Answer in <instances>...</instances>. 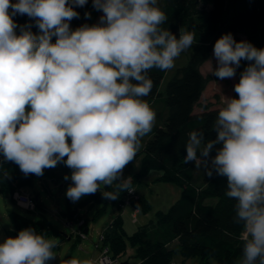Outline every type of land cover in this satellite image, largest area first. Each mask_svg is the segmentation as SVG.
Instances as JSON below:
<instances>
[{
	"label": "clouds",
	"instance_id": "obj_1",
	"mask_svg": "<svg viewBox=\"0 0 264 264\" xmlns=\"http://www.w3.org/2000/svg\"><path fill=\"white\" fill-rule=\"evenodd\" d=\"M92 3L103 13L98 22L72 29L75 7L87 0H0V154L25 176L65 164L72 170L66 196L73 202L98 191L106 200L134 191L123 171L156 122L144 99L154 86L148 73L172 69L195 41L193 30L181 29L177 38L162 27L168 16L159 0ZM16 15H27L39 31L18 25ZM213 55L210 71L221 80L235 77L242 60L249 63L234 85L238 98L224 96L215 139L190 131L183 162H194L208 177H226L225 195L236 202L234 222L243 228L235 264H264V48L226 33ZM58 244L24 228L0 243V264H49Z\"/></svg>",
	"mask_w": 264,
	"mask_h": 264
},
{
	"label": "trees",
	"instance_id": "obj_2",
	"mask_svg": "<svg viewBox=\"0 0 264 264\" xmlns=\"http://www.w3.org/2000/svg\"><path fill=\"white\" fill-rule=\"evenodd\" d=\"M12 2L15 3L16 0ZM228 3V17L220 35L215 37L208 29L196 28L202 25L196 19L200 17L199 14L210 20L221 19L226 15ZM159 6L168 16L162 27L168 28L179 38L180 30L186 29V23L195 18L193 31H199L203 42L192 45V61L176 69L175 74L165 83L164 93H160L162 75L157 68L149 71L154 86L149 96L144 99L155 110L156 122L152 132L142 138V146L136 154V157H140L138 172L132 171L133 160L124 169L123 176L132 177L131 186L134 188V185L151 171H160L161 175L157 180L175 182L181 188V194L166 212L156 213V224L166 232V240L154 241L144 227H138L133 233L127 234L122 227V219L116 217L103 232V240L98 241L96 247L99 251L106 248L108 255L118 261L126 249H134L133 257L138 259L140 264H172L176 254L184 259H199L203 264H235L242 256L243 228L241 224L234 222L236 202L225 195L226 177L213 173L212 177L203 175L200 182L194 183L195 164H185L183 161L190 131L202 130L207 139H215L216 134L212 131V126L221 108L203 107L199 111L195 110L206 86V81L196 64L207 60L211 47L226 33H231L237 42L246 40L257 48H264V0H166ZM75 11L79 13V17L70 21L72 29L85 23L95 24L98 15L102 13L93 8L92 0H87L83 7H75ZM86 12L91 14L90 18L85 17ZM13 19L18 25L32 24L31 30L34 33L39 31L34 20L27 15H16ZM248 63L246 60L241 61L236 70L234 85L238 83L240 73ZM234 85L232 97L238 98ZM215 155L216 151L213 149L210 156ZM0 157L3 159L0 161V188L9 191L11 196L16 186L28 185L35 174L25 176L17 164L6 161L2 154ZM67 169L65 164L58 163L54 168L45 169L43 176H52L55 170ZM101 191H115V187L103 186ZM125 193L126 191H123L118 199L110 200V204L117 207ZM31 197L35 201L34 197ZM73 203L67 198L66 220L78 224L79 228L75 232L79 234L84 231L86 222L77 214ZM88 203L102 205L98 213H103L108 204L100 191L88 195L79 205ZM132 206L138 212L140 208H144V213L151 209L140 195L132 201ZM11 220L14 229L8 231V237H14L20 230L28 227L43 235L50 234L53 230L45 215L31 220L12 214ZM80 221L83 222L79 225ZM81 229L83 231H80ZM172 239L177 240L175 246L167 243Z\"/></svg>",
	"mask_w": 264,
	"mask_h": 264
},
{
	"label": "rangeland",
	"instance_id": "obj_3",
	"mask_svg": "<svg viewBox=\"0 0 264 264\" xmlns=\"http://www.w3.org/2000/svg\"><path fill=\"white\" fill-rule=\"evenodd\" d=\"M166 0H159V4H164ZM229 6L227 5V12L225 17L218 19V20H210L209 18L205 17L203 14H199L198 21L201 22V26H196V28H202L203 30L208 29L215 37L220 35L223 31L224 23L228 17L229 12ZM103 15V13H100L97 17L96 23L99 20V17ZM195 18L193 20L188 21L186 24V29L193 30L195 29L196 23L194 22ZM195 32V31H194ZM199 32V31H198ZM195 32V41L194 44H199L203 42L202 38L200 37V33ZM55 41V38H53V42ZM193 44V45H194ZM213 49L214 46L211 47L210 55L207 58V60L197 63L196 67L199 70V72L203 75L206 86L204 89V92L201 96L200 101L198 102L195 110L199 111L203 107H209V108H215V107H222L223 106V99L224 96L232 97V89L233 85L235 83L236 75L233 78H226V79H219L218 77L211 74L210 67L212 65L213 68L216 67V60L213 55ZM191 48L187 49L186 51L182 52L180 56L175 60V66L167 71H161L160 69H156L161 75H162V83H161V90L160 93H164V86L165 83L175 74V71L177 68L186 65L192 61V52ZM140 168V157H136L132 163V171L133 173L138 172ZM72 170H68V173L66 175L69 176L68 180L62 179V181L56 185L57 188L53 191V197H50L47 201L42 200L43 206L46 207V211H42L39 208H36V212H26L16 209L18 212L23 213L24 215L28 217H32L34 219H37L38 216L36 214H44L51 222L52 224L59 229V231L64 235H71L72 230H77L78 224L76 222L72 223L71 227H67L65 223L66 220H62L59 213L56 212L57 209V200L61 198L62 195V204L64 203L66 191L70 185H72V181L70 179ZM161 173L160 171H151L147 176L140 179L138 183L134 185V188L138 195L145 201L146 204H149L152 207V211H148L147 213H144V208L139 209V214L137 216L138 220L142 218V216L149 217L151 213L154 210H157L159 208H165L167 206V202L173 198L175 191L179 189V186L175 182H163L158 181L157 179L160 177ZM204 175V171L202 168L194 169V177L193 182L198 183L201 181L202 176ZM69 183V184H68ZM65 188H61L60 186ZM16 189L22 188V187H15ZM37 193L40 194L41 199H45L46 194L36 188ZM88 195H85L81 197L78 201L74 202V207L77 208L78 214L80 215L81 219L84 220L89 228L88 232V238L92 240L94 243L99 241V236L101 232L106 230V227L109 224L110 219L112 216H114L116 213H124V209H118L115 206H111L110 203L107 205V212L106 213H98V209L102 208V205H99L97 203H91L86 205H79V203L84 200ZM63 207V205H62ZM14 208V206H13ZM127 209V208H126ZM142 209V210H141ZM127 216L124 218V216ZM123 220H124V228L127 231L128 234L132 233V229L135 227H140L139 221L138 224L134 226V223L131 221L132 219L128 217V215L122 214ZM106 225V226H105ZM129 227H132L130 229ZM137 230V229H136ZM86 238V235L85 237ZM83 239V238H82ZM134 255V249L128 248L122 255V259H120L119 263L125 262L126 259H132V256Z\"/></svg>",
	"mask_w": 264,
	"mask_h": 264
},
{
	"label": "crops",
	"instance_id": "obj_4",
	"mask_svg": "<svg viewBox=\"0 0 264 264\" xmlns=\"http://www.w3.org/2000/svg\"><path fill=\"white\" fill-rule=\"evenodd\" d=\"M150 133H148V134H150ZM68 170H70V168H68L65 171L64 170H55L52 176H43V175L42 176H36L35 175L31 178V181L29 182L28 185L22 186V189L25 192H27L29 195L34 197V199L36 201V208H39L42 211H46V207L43 206L42 200L47 201L50 197H53V191L55 190V188H57L56 185L59 184L62 181V179H64V176L68 173ZM14 185H15V183H14ZM38 186H39V190L43 191L46 194L45 199H41L40 194L37 193L38 190H36V188H38ZM65 186L62 187V185H61L60 190H61V188H65ZM101 190H103V186H101ZM180 194H181V188L179 187V189H177L175 191L173 198H171V200H169V202H167V206H165V208H159L157 210H154L149 217H147L146 215L142 216L140 221L137 218V216L139 214V212H137L136 220L135 221L131 220L134 223V226L136 224H138V221H139L140 227H144L148 230L151 239H153L154 241L155 240H160V241L166 240V235H164V234H166V232L164 233V231H163L164 229L157 226V224H156V213L159 211L166 212L177 201ZM62 195L63 194H61V198H59L57 200L56 212L59 213L62 220H66V217H68V215L65 213L67 211V209H66L67 208V204H66L67 196H65L64 203L62 204ZM107 203H110V200H107ZM88 204H91V203H88ZM62 205H63V207H62ZM72 205L74 206V203ZM13 206H14V208H13ZM36 208L33 211L34 213L37 210ZM106 208H107V206H106ZM116 208L118 210V207H116ZM126 208L124 209L125 210L124 213H125V215H128L129 218H131L133 206L126 207ZM16 209L27 212L26 209L22 208L21 206H18L17 204H15L12 201L11 196L9 194V191L2 190L0 188V243H2L4 241V239L6 237H8V231H12L14 229L13 223L11 220L12 214L20 215V216H23V217L31 219V220H37V219H39V217L41 215H44L41 213L36 214L38 216V218L34 219L32 217L30 218V217L24 215L21 212H18ZM150 211H152V207H151ZM76 212L78 214V210ZM106 212H107V210L105 209L104 213H106ZM124 213H119V214L116 213L114 216H112V218L109 221L108 226L116 217H120L122 219V227L124 228V220H123L124 215L122 216V214H124ZM98 214L99 213H97V215ZM125 217H127V216H124V218ZM51 224H52V222H51ZM65 225H66V223H65ZM52 227H53L52 232L50 234H46L45 236H46V238H49V239L50 238H56L59 241V244L55 249H53V251L56 254V259L50 261L49 264H64V261L70 260L72 258H77L80 260L91 259L95 262V264H97V260H98L99 255H100V251L96 247L98 242L94 243L92 240H90L88 238L87 234L89 232V228H88L87 224H86V227L84 228V230L86 231L85 233L82 229L80 230V231H83V233L86 235V238H83V239L78 237V234L75 232L78 230L79 227H77V230H72L70 236L62 234L59 231V229L56 228L53 224H52ZM107 227H106V229H107ZM129 228L132 229V227H129ZM136 229H138V228L135 227L134 229H132V233L134 231H136ZM124 230H125V228H124ZM103 232H101V234ZM125 232L127 233L126 230H125ZM167 236H168V234H167ZM167 243L170 246H175L177 244V240L172 239V240L168 241ZM122 258L123 257H121L120 259H122ZM125 263L126 264H140V261L132 256V259L131 260L129 258L126 259ZM172 264H203V263L199 259H196V258L195 259H184L179 254H176L174 259H173Z\"/></svg>",
	"mask_w": 264,
	"mask_h": 264
},
{
	"label": "built area",
	"instance_id": "obj_5",
	"mask_svg": "<svg viewBox=\"0 0 264 264\" xmlns=\"http://www.w3.org/2000/svg\"><path fill=\"white\" fill-rule=\"evenodd\" d=\"M2 160H3L2 157H0V161H2ZM133 189H134V191H131V192L126 191V193L123 197V200L117 206L118 209H124L126 207H131L132 201L136 200L138 198V194H137L135 188H133ZM11 199L15 204H17L18 206H21L22 208H24L28 211H33L35 208V201L31 197V195H29L27 192H25L21 188L15 189L13 191V193L11 194ZM137 212H138L137 209L133 208L132 214H131V219L133 221L136 220ZM82 222L83 221H80L79 225L82 224ZM66 226L70 227L71 223L66 222ZM78 236L80 238H84L85 234L83 232H80L78 234ZM102 240H103V233L99 236V241H102ZM118 263H119L118 259H112L108 255V250L106 248H102L100 250V255H99V258L97 260V264H118Z\"/></svg>",
	"mask_w": 264,
	"mask_h": 264
},
{
	"label": "water",
	"instance_id": "obj_6",
	"mask_svg": "<svg viewBox=\"0 0 264 264\" xmlns=\"http://www.w3.org/2000/svg\"><path fill=\"white\" fill-rule=\"evenodd\" d=\"M86 231L84 230V233H85ZM120 264H126L125 262H123V263H120Z\"/></svg>",
	"mask_w": 264,
	"mask_h": 264
}]
</instances>
